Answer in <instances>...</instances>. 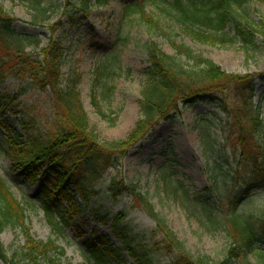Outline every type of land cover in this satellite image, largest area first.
Here are the masks:
<instances>
[{"label":"trees","instance_id":"16d2710c","mask_svg":"<svg viewBox=\"0 0 264 264\" xmlns=\"http://www.w3.org/2000/svg\"><path fill=\"white\" fill-rule=\"evenodd\" d=\"M16 1L33 11V26L39 21H49L50 13L44 0ZM108 1L93 0V4L104 7ZM91 2L78 0L76 13L66 14L65 25L72 29L81 25L89 15ZM164 2L175 13L181 33L199 44L226 46L238 43L248 53L259 49L255 40L259 37L264 48V21L252 20L243 10L244 5L252 2L264 6V0ZM135 7L129 6L127 11L136 10L149 32V39L144 44L148 67L143 71L145 85L141 90L139 120L125 139L102 141L90 128L81 106L78 69L71 70L63 82L60 68L64 49L61 44L50 43L38 55L26 52L28 48L38 47L40 41L18 34L15 30L18 21L8 16L0 3V86L9 77L27 80L31 88L49 91L53 98L52 123L48 128H37L33 121L23 122L22 134L1 119L0 125L15 138L11 145L12 151L17 150L14 152V169L29 185L38 186L37 195L43 212L59 233L73 227L74 220L87 211L96 222L109 225L120 246L113 244L109 237L98 235L87 244L88 258L94 264H127L126 259L133 264H234L235 261L251 264L245 257L251 251L260 254L258 264H264V251L259 249L264 245V213L249 216L238 213V208L251 195L264 191V121L253 113L264 100L262 95L257 104L253 103L256 80L264 81V73L234 76L222 72L211 60L178 41L176 36L164 33L159 22L142 8ZM156 33L165 37L174 55L167 54L153 41L151 37ZM24 92L20 89L16 94L0 95V112L10 109L15 114L13 108ZM200 104L210 105L217 111L207 113L206 118L222 132L220 142L211 139L205 129L199 133L204 161L214 179L196 200L207 217L212 216L216 205L226 203L228 219L225 222L230 224L228 233L234 247L228 251L227 258L218 263L206 257L192 256L135 186H117L113 182L108 192L111 197L117 196L116 191L132 197L153 221L151 229L135 231L126 222L124 212L111 217L93 202L98 197L94 185L104 173L117 167L129 149L147 137L159 123L174 122L186 108ZM228 185L231 190H223V186ZM56 197L67 203L71 214L60 211L61 204L57 201L56 206L49 209L48 204ZM6 229H14L25 237L26 243L19 253L23 263L60 264L63 251L52 240H31L24 208L0 178V235ZM16 259L14 255L8 257L0 243V261L15 264ZM158 259H163L164 263H159Z\"/></svg>","mask_w":264,"mask_h":264},{"label":"rangeland","instance_id":"374dc122","mask_svg":"<svg viewBox=\"0 0 264 264\" xmlns=\"http://www.w3.org/2000/svg\"><path fill=\"white\" fill-rule=\"evenodd\" d=\"M44 2L49 9L50 19L33 26L34 13L29 7L16 0H0L5 13L18 21L16 32L40 41L38 47L28 48L26 52L38 55L50 43L61 44L64 49L60 68L63 82L68 79L71 70L78 69L81 74V106L90 128L102 141L125 139L139 120L141 90L145 85L143 71L148 67L144 44L149 39V32L136 10L127 11L129 6L142 8L159 22L164 33L176 36L178 41L211 60L228 75L255 76L264 73L261 38H255L259 49L249 50L248 53L238 43L226 46L199 44L181 33L175 13L164 0H109L104 7L93 4L92 0L87 19L73 29L65 25V17L66 14L76 13L78 0ZM243 10L252 20L264 21L263 5L252 2L244 5ZM151 38L164 52L174 55L164 36L156 33ZM20 89L25 92L13 108L15 114L10 109L2 111L0 121H6L12 129L22 134L23 122L33 121L37 128L50 127L53 114L50 92L31 88L27 80L9 77L0 86V95L16 94ZM255 95L253 103L257 104L264 95V81L256 80ZM258 107L253 113L264 121V100ZM213 112L217 111L212 106L200 104L186 108L174 122L159 123L147 137L128 150L115 169L103 174L94 185L98 197L93 202L102 211L109 212L111 217L124 212L126 222L135 231L151 229L154 227L153 221L132 197L121 195L119 191H116V197H111L108 192L113 182L117 186H135L192 256L206 257L218 263L224 261L230 248L234 247L228 233L230 224L225 222L228 219L226 203L216 205L212 216L207 217L203 206L196 201L197 195L211 186L214 179L204 161L199 133L205 129L211 139L217 142L222 139L219 127L206 118L207 113ZM203 120L205 122H201ZM14 142L13 135L0 125V178L23 206L31 240H52L63 251L60 264H94L88 258L87 244L98 235L109 237L113 244L120 246L112 236L109 225L96 222L89 211L76 218L73 227L59 233L43 212L42 202L37 195L38 186L29 185L24 176L14 169L17 153V150L11 149ZM231 188L229 185L223 186L226 191ZM56 201L61 204L60 211L71 214L67 203L60 202L57 197L48 204L49 209L56 206ZM238 213L244 216L264 213V191L251 195L238 208ZM0 243L8 257L14 255L17 258L13 263L26 264L19 256L26 239L18 231L6 229L0 235ZM259 249L264 251V245ZM259 255L254 251L247 252L246 261L258 264L261 262ZM126 260L127 264H133ZM157 261L164 263L163 259ZM0 264L3 263L0 261Z\"/></svg>","mask_w":264,"mask_h":264}]
</instances>
